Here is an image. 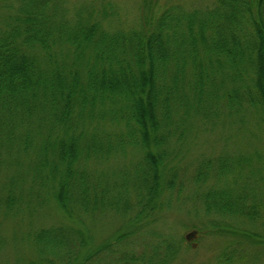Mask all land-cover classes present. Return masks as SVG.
<instances>
[{"label":"trees","instance_id":"1","mask_svg":"<svg viewBox=\"0 0 264 264\" xmlns=\"http://www.w3.org/2000/svg\"><path fill=\"white\" fill-rule=\"evenodd\" d=\"M68 1L0 0V210L61 214L29 222L19 264H174L188 247L157 223L187 144L225 125L264 144V0H143L132 21ZM225 145L199 159L193 193L228 238L219 263L246 264V245L264 252L241 226L264 229V148Z\"/></svg>","mask_w":264,"mask_h":264},{"label":"rangeland","instance_id":"2","mask_svg":"<svg viewBox=\"0 0 264 264\" xmlns=\"http://www.w3.org/2000/svg\"><path fill=\"white\" fill-rule=\"evenodd\" d=\"M88 1L93 0H69L68 3L72 6L73 3ZM107 1L112 2L118 8L120 12L119 16L121 17L120 19L117 16L118 20L132 21L136 20V16H138L136 13L142 5L143 0ZM209 1L160 0L159 5L164 6L177 2L185 6H192L196 3L206 4ZM200 135L199 139L194 140V144H187L185 159L181 160V174L184 177L185 175L189 176L187 179L181 177V183L183 184L181 195L175 196L172 206L161 212V215L158 217L157 227L162 231L175 234L178 239L183 237V242L188 247L185 252L181 253L178 262L176 261L174 264H220L218 255L228 241V238L224 239L219 235L207 232L210 228V226L206 225L209 218L203 211L201 200L196 199L193 193V191H196V187L191 181V175L199 159L204 156L224 153L219 151L223 150L225 141L227 143V146L225 145L226 148L230 149L231 151L229 152H232V154L234 152L240 155H253L257 151H263L262 149L264 148V144L259 138L250 135L243 138L234 129L226 125L211 132L200 133ZM188 151L190 152L188 153ZM253 167H259L257 159H253ZM60 216V212L53 206L47 212H41L34 218L19 217V215L12 217L11 215L4 216L0 210V264H19L23 260L28 261L31 259L33 257L32 245L22 238L23 232L30 228L31 222L34 227L49 225L58 222ZM241 226L251 230L254 229L264 235V229L260 225H253L251 227L248 224H241ZM107 227L99 225L98 233ZM246 247L250 260L246 264H264V252L261 249L255 245H246Z\"/></svg>","mask_w":264,"mask_h":264}]
</instances>
